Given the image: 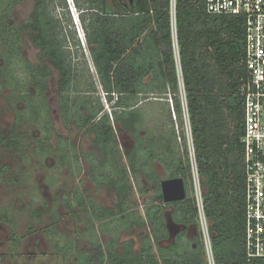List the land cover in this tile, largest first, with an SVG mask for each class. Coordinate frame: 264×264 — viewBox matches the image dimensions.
<instances>
[{"label":"trees","instance_id":"obj_1","mask_svg":"<svg viewBox=\"0 0 264 264\" xmlns=\"http://www.w3.org/2000/svg\"><path fill=\"white\" fill-rule=\"evenodd\" d=\"M49 1L35 0L34 10L21 29L8 22L13 3L10 11L0 13V54L6 59L9 57L3 70L0 68V93L9 88L11 98H19L11 105L20 102L25 105L22 110H15V123L6 131L0 130V148L14 151L23 158L30 153L40 157L55 155L50 144L53 126L45 127L39 120H31L26 112L33 106V93L29 87L39 93L50 111L45 91L51 69L56 70L59 110L64 123L67 126L75 123L79 130L94 135L96 153L85 154L89 177L97 190L106 188L117 197L115 208L99 205L91 197L85 198L79 193L73 202L65 199L63 205L69 212L81 207L88 216L87 222L92 226L99 222L98 228L105 235L112 232L115 223L120 231H149L148 235L141 237L139 252L135 240L121 245L118 238L115 240V234L107 251L99 244L98 237L92 238L89 250L83 253V260L77 255L76 264H209L195 196L187 192L185 200L165 203L154 163L158 161L164 166L168 178L182 177L185 184L193 181L191 154L184 130L185 111L171 0H134L128 13L118 19L104 11L103 0H85L86 9L78 6L87 44L93 46L92 57L100 85L107 101L116 109L113 121L109 113H102V106L97 109L88 97H78V104L73 103L70 107L72 98L78 96L75 87L77 74L60 38L56 18L48 11ZM63 3L67 7L66 0ZM175 19L187 113L215 264H264V258L249 259L246 251V177L242 144L244 98L241 94L243 79L247 75L245 20L243 17L209 14L206 0H177ZM21 32H26L40 50L41 62L36 73L34 66L21 56L20 50L17 51L18 58L6 54L7 48L21 44ZM17 63L26 68L30 78L27 85L17 75ZM19 83L21 97L16 88ZM142 94L172 96L181 125L180 136L174 129L158 136L140 135L143 115L135 108L134 101ZM72 109L79 115L83 111L86 114L77 117L71 114ZM25 125L40 126L42 138L22 133L20 128ZM117 130L130 134L134 140V147L126 155L120 149ZM171 139L177 147L179 139L183 142V155L179 148H173ZM56 150L63 152L60 148ZM65 153L70 159L64 160L61 153V164L71 165L72 150L67 149ZM110 164L114 165V170ZM8 172V167L0 166V183ZM143 182H146L145 186ZM136 187L141 192L152 187L156 193L146 206L145 215L133 212L136 204L132 197ZM168 209H171L173 223L179 232L175 242L164 245L170 238L166 218ZM47 210L50 212L46 207L34 208L31 215L42 222ZM9 214L10 211H4L3 219L7 220ZM131 215L134 216L132 222L123 224ZM51 218L50 232L58 235L56 226L60 217L54 212ZM109 225L108 229L105 228ZM191 228L197 231L193 239L188 237ZM15 240L18 242V238ZM153 242L158 248L157 253ZM118 246L122 247L121 251ZM55 249L66 255L75 251L74 246H56Z\"/></svg>","mask_w":264,"mask_h":264},{"label":"rangeland","instance_id":"obj_2","mask_svg":"<svg viewBox=\"0 0 264 264\" xmlns=\"http://www.w3.org/2000/svg\"><path fill=\"white\" fill-rule=\"evenodd\" d=\"M69 1L74 3V6L71 4L72 11L76 10L80 13V8H87L85 0ZM12 3V15L8 19V22L10 24H16L17 27L21 29L24 22L31 16L34 10L35 0H0V13H3V11L7 9V11H10ZM48 6L50 15L54 16L58 23V32L63 41V46L69 53L72 66L76 69L77 77L75 79V87L78 88V96L72 98L70 107H73V103L78 104V97H88L97 109H100L102 106L104 108L102 113H109L113 121L116 109L113 108V105L109 101L107 105L105 100L106 93L100 85L98 71L92 57L93 46L87 44V33L83 22L82 25H76L78 17L72 14L71 10L63 3V0H51ZM68 7L70 6L68 5ZM74 7H76V9ZM85 17L89 19V14H86ZM21 33L22 42L19 46H22V55L26 62L28 61L34 66L33 68L36 73V67L41 62L40 51L34 46L26 32ZM19 46L17 45L15 47L12 45L7 48V56L12 55L16 57L17 51L20 50ZM5 57L6 56H3L2 53L0 54L1 70L5 67L3 66L5 60L7 61V59H9V57L7 59ZM15 66L17 67V75L20 76V80L24 85H27L30 78L26 73V68L21 64L19 65V63H17V65L15 64ZM52 74L53 76L47 95L48 102L51 105V113L54 122L50 144L56 151L55 155L40 157L34 153H30L26 158H23L14 151H6L0 148V166L8 167L9 171L4 176V181L0 183V264H76L77 255L81 256V260H83V253L89 250L92 238L98 237L99 244L103 245L104 251H107L109 249L108 243L114 241L113 234H115V240L118 238V244L121 245L135 240V248L136 251L139 252L142 245L141 237H144L147 233L145 231L146 229H123L120 231V227L115 223L112 225V232L109 235H105L101 232V228H98L100 225L99 222L94 223L93 226L87 222L88 216L83 212L81 207H76L69 212L67 207L63 205L65 199L71 203L79 193L85 198L91 197L99 205L115 208L117 197L114 192L106 188H103V191L97 190L89 177V162L85 154L91 155V153H96L93 143L94 135L86 134L84 130H79L75 123H70L69 126L64 123L59 112L58 72L53 70ZM9 76H11V74H9ZM180 82L181 87H183L182 79H180ZM20 86V83L16 86L19 97H21L22 92V88H19ZM29 89L31 90L30 92L33 93L31 97L33 106L27 110V116L35 122L39 120L45 127L52 125L49 124L51 116L49 109H47L48 106H44L39 93H36V91L34 92L32 87H29ZM94 89H97L96 92ZM11 94L9 88L4 89L3 92L0 93L1 131L8 130L14 124L16 118L15 110H22L25 107L23 103H18L14 104V108V105H11V103H14L16 98H11ZM183 96L185 98V90L182 88V99ZM16 100H19V98ZM134 102L136 103L135 108L140 110L143 115V122L140 130L141 136H145L148 133L158 136L162 132H170L173 129L176 131V134L180 136L181 125L178 120V113L174 109V102L171 95L142 94ZM79 108L81 109V106ZM82 113L79 115L76 110L72 109L71 114L77 117L86 114L84 111ZM187 119V116L184 114V130L188 137L187 144L191 154L193 146L190 125ZM20 131L22 133L27 132L30 134L29 136L33 135L42 138L40 126L25 125L20 128ZM61 139L63 141H61ZM117 139L123 155H126L135 145L130 134L122 133L119 130H117ZM174 142L175 141L171 139L173 148H179V153L183 155V142L179 139L178 147ZM31 147L34 148V145H31ZM58 148L63 152L56 150ZM67 149L72 150L71 155L73 158L71 165L61 164V153H63V159H67L68 155L65 153ZM69 159L70 158L67 160ZM99 159H102V157L99 156ZM154 163L161 183L163 179L168 178L167 172L161 163L158 161ZM124 164H126V162ZM109 166L114 170L115 167L113 164ZM145 184L146 182H143V186H145ZM186 188L188 193L195 196V198L197 197L199 182L198 176L194 171L193 181L192 183L187 181ZM155 196L156 193L152 187H148L145 192H141L140 189L136 187L132 197L133 202L136 204L133 212L135 211L140 215H145L146 206H148ZM45 207L46 209H50V212L47 210V214L42 222L32 217L31 211L34 208L44 209ZM6 210L10 211L7 220H5V218L3 219L4 211ZM54 212L60 217V223L56 226L60 235H54L50 232L53 222L51 215ZM78 215H80V219H78ZM171 215V209H168L166 211L167 219L172 217ZM132 217L134 218L132 215L129 216L123 224L128 225L129 222H132ZM121 222L118 223L120 224ZM110 226L111 225L105 228L108 229ZM200 229L202 233H204L201 220ZM196 232L195 228H191L188 237L193 239ZM13 237H20L21 242L17 245L14 244L12 240ZM56 246H74L73 250L75 251L66 255L63 251L60 250V252L55 249ZM153 246L154 251L157 253L158 248L154 242ZM121 249L119 248V250Z\"/></svg>","mask_w":264,"mask_h":264},{"label":"built area","instance_id":"obj_3","mask_svg":"<svg viewBox=\"0 0 264 264\" xmlns=\"http://www.w3.org/2000/svg\"><path fill=\"white\" fill-rule=\"evenodd\" d=\"M176 3L177 0H171V14L179 78L183 81L176 43ZM206 10L212 15L243 17L245 20L244 63L247 75L243 79L241 94L244 98L242 144L246 177V251L249 259L264 258V0H206ZM182 88L184 89V85L181 92ZM105 100L108 105L106 95ZM183 102L189 121L184 96ZM191 157L193 171L197 174L199 182L196 200L203 225L206 253L209 264H215L194 147Z\"/></svg>","mask_w":264,"mask_h":264},{"label":"flooded vegetation","instance_id":"obj_4","mask_svg":"<svg viewBox=\"0 0 264 264\" xmlns=\"http://www.w3.org/2000/svg\"><path fill=\"white\" fill-rule=\"evenodd\" d=\"M132 6H133V4H131L130 2H129V0H103V9H104V11H106V12H108L109 14H111L113 17H115V18H119V17H123V16H125L127 13H128V11L132 8ZM21 42H22V39H21ZM38 49V48H37ZM40 51V50H39ZM20 54H21V56L23 57V55H22V46H20ZM24 58V57H23ZM28 62V61H27ZM4 65V64H3ZM54 69H51V74H50V76L48 77V79H47V83H48V86H47V89H46V91H45V95H46V97H47V102H48V95H47V91H48V88H49V85H50V82H51V79H52V76H53V74H52V71H53ZM58 80H59V78H58ZM57 86H58V81H57ZM33 88V87H32ZM34 89V88H33ZM36 90L34 89V92H35ZM36 93H37V91H36ZM21 103V102H20ZM58 103H59V92H58ZM48 105H49V108H50V116H51V121H52V126H54L53 124H54V122H53V118H52V113H51V105H50V103L48 102ZM60 109V108H59ZM59 112H60V110H59ZM61 115V114H60ZM15 122H16V118H15ZM14 122V123H15ZM174 224V223H173ZM175 228H176V226H175ZM178 231V229H174L173 230V233H170V238L166 241V242H164V245H168L169 243H171V242H175V237H176V235H177V232ZM147 233L145 234V236L146 235H148V232L149 231H146ZM170 232V231H169ZM173 234H174V236H173ZM15 238H18V237H13L12 238V240H13V243L14 244H18V243H20L21 242V238L19 237L18 238V242L15 240ZM128 243V242H127ZM120 249L122 248L121 246L119 247ZM122 250V249H121ZM120 250V251H121Z\"/></svg>","mask_w":264,"mask_h":264},{"label":"water","instance_id":"obj_5","mask_svg":"<svg viewBox=\"0 0 264 264\" xmlns=\"http://www.w3.org/2000/svg\"><path fill=\"white\" fill-rule=\"evenodd\" d=\"M129 2L133 4L134 0H129ZM161 191L165 203L183 201L187 198V188L182 177L163 179L161 182ZM167 223L170 233H173V230L177 229V227L175 228L171 217ZM178 232L179 230L176 233Z\"/></svg>","mask_w":264,"mask_h":264},{"label":"clouds","instance_id":"obj_6","mask_svg":"<svg viewBox=\"0 0 264 264\" xmlns=\"http://www.w3.org/2000/svg\"><path fill=\"white\" fill-rule=\"evenodd\" d=\"M66 2H67V0H66ZM68 4H67V8L69 9V10H71V12H72V14L74 15H76L77 17H78V20L76 21V25H82V18H81V11H80V13L78 12V11H72V9H71V4H73V6H74V3L73 2H70L69 0H68V2H67ZM68 5L70 6V7H68ZM75 9H76V7H74Z\"/></svg>","mask_w":264,"mask_h":264},{"label":"crops","instance_id":"obj_7","mask_svg":"<svg viewBox=\"0 0 264 264\" xmlns=\"http://www.w3.org/2000/svg\"><path fill=\"white\" fill-rule=\"evenodd\" d=\"M167 218V217H166ZM172 218V217H171ZM167 221H168V219H167ZM173 221V220H172ZM168 224V223H167Z\"/></svg>","mask_w":264,"mask_h":264}]
</instances>
